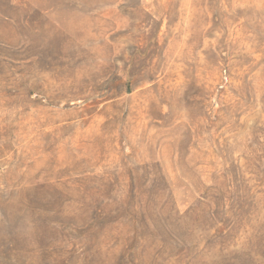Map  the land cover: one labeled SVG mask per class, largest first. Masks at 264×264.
Masks as SVG:
<instances>
[{
	"label": "rangeland",
	"instance_id": "374dc122",
	"mask_svg": "<svg viewBox=\"0 0 264 264\" xmlns=\"http://www.w3.org/2000/svg\"><path fill=\"white\" fill-rule=\"evenodd\" d=\"M0 264H264V0H0Z\"/></svg>",
	"mask_w": 264,
	"mask_h": 264
}]
</instances>
